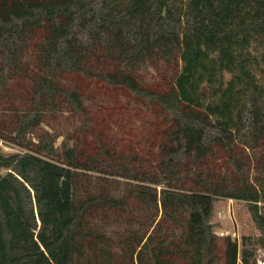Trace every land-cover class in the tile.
Listing matches in <instances>:
<instances>
[{
  "label": "trees",
  "instance_id": "trees-1",
  "mask_svg": "<svg viewBox=\"0 0 264 264\" xmlns=\"http://www.w3.org/2000/svg\"><path fill=\"white\" fill-rule=\"evenodd\" d=\"M0 140V264H257L264 0H0Z\"/></svg>",
  "mask_w": 264,
  "mask_h": 264
},
{
  "label": "rangeland",
  "instance_id": "rangeland-1",
  "mask_svg": "<svg viewBox=\"0 0 264 264\" xmlns=\"http://www.w3.org/2000/svg\"><path fill=\"white\" fill-rule=\"evenodd\" d=\"M144 76L150 78L151 73L145 72ZM79 84L81 86H85V88H89V95L93 96L95 94L97 99L100 100L98 107L94 109V118L97 120L112 121L115 118L116 110L113 109L115 105V98L116 102L120 100L122 102L121 104H131L129 100H127V96L122 94V92L116 94L100 92L94 88V85L83 80L79 81ZM2 148L5 150H15V148L6 144L3 140H0V150ZM208 168L212 171L219 172V160H211L210 167L208 166ZM221 171L225 172L224 167ZM256 173L257 168L254 164L245 170V175L247 174L253 182L255 181ZM226 174L230 177L228 173ZM213 222L216 224L215 230L218 235L221 231H223L225 232V236H231L234 240L239 241L242 235H254L255 237L259 236V232L250 218L244 201L230 198H220L216 204ZM258 257H262L264 259V248L261 246H258L257 249V262Z\"/></svg>",
  "mask_w": 264,
  "mask_h": 264
},
{
  "label": "built area",
  "instance_id": "built-area-1",
  "mask_svg": "<svg viewBox=\"0 0 264 264\" xmlns=\"http://www.w3.org/2000/svg\"><path fill=\"white\" fill-rule=\"evenodd\" d=\"M220 236H225V232L221 231L219 234ZM235 237V236H234ZM257 264H264V259L262 257H258V262Z\"/></svg>",
  "mask_w": 264,
  "mask_h": 264
}]
</instances>
